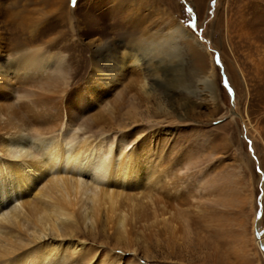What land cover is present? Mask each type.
<instances>
[{"label": "rangeland", "instance_id": "374dc122", "mask_svg": "<svg viewBox=\"0 0 264 264\" xmlns=\"http://www.w3.org/2000/svg\"><path fill=\"white\" fill-rule=\"evenodd\" d=\"M132 47L141 70L90 99L95 63L110 68ZM39 48L59 88L32 103L8 90L12 112L0 120L10 131L16 116L29 136L101 141L159 167L124 187L117 211L102 201L95 216L87 200L86 221L57 219L58 231L40 236L22 228L25 240L59 246L66 264H264V0H0V68ZM61 57L66 80L53 73ZM81 90L83 103L55 129L69 93ZM28 196L1 212L24 210ZM122 211L125 228L115 223ZM12 241L0 258L33 250Z\"/></svg>", "mask_w": 264, "mask_h": 264}, {"label": "bare ground", "instance_id": "6f19581e", "mask_svg": "<svg viewBox=\"0 0 264 264\" xmlns=\"http://www.w3.org/2000/svg\"><path fill=\"white\" fill-rule=\"evenodd\" d=\"M41 51V48L29 52L23 50L16 61L0 68V112H12L2 102L12 87L23 92L21 97L18 96L19 99L26 98L30 103L34 100L36 102L35 98L47 100L51 98L47 94L50 89L58 90V84L49 80L54 78L48 72L50 69L46 63L49 55ZM141 60L139 53L132 47L130 51L125 49L121 56H115L110 68H103L98 62L95 63L90 86L84 87L85 93L90 99L97 96L103 98L129 71L138 73L141 70ZM62 62L63 57L55 65L53 73H58L66 80ZM35 85L39 86L40 91L29 88ZM145 85L146 82L143 81L141 86L144 88ZM82 92L69 93L67 111L65 114L60 112L54 123L55 129H61L70 121L72 114L84 101ZM12 121L22 122L12 127L15 129L13 132L10 131V125H5L0 120V132L8 130L0 151V229L4 223H10L18 230L12 227L6 234L0 230V254L6 255L10 250L9 246H13L12 239L23 247L31 245L33 250L23 256L0 258V264H66L67 257L62 255L64 252L60 251L59 246L30 243L25 240L24 229L30 227L40 236L46 229L58 231L57 219L61 220L60 225L74 218L76 221H86L88 216L82 212V207L87 200H90V204L92 202L91 212L95 216L102 201L109 203L111 212H114L116 206L119 208V198L125 194L124 187L136 188L143 185L146 179L153 180L159 167V163H141L133 153L114 151L101 141L89 142L84 139V142L76 144L67 137L60 139L51 132L40 130H36L35 136H29L23 121L16 116H9L7 122ZM124 139L128 141L129 137L124 136ZM9 158L12 163H9ZM42 181L43 184L38 188ZM24 194L32 196L23 201L24 210L16 206L1 212L10 202ZM118 213L116 221H109H115L116 225L125 228L127 214L125 216L123 211V215Z\"/></svg>", "mask_w": 264, "mask_h": 264}]
</instances>
